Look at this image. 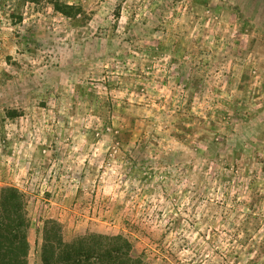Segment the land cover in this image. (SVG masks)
<instances>
[{
    "label": "rangeland",
    "instance_id": "1",
    "mask_svg": "<svg viewBox=\"0 0 264 264\" xmlns=\"http://www.w3.org/2000/svg\"><path fill=\"white\" fill-rule=\"evenodd\" d=\"M6 187L29 264L49 221L150 264H264V0H0Z\"/></svg>",
    "mask_w": 264,
    "mask_h": 264
},
{
    "label": "trees",
    "instance_id": "2",
    "mask_svg": "<svg viewBox=\"0 0 264 264\" xmlns=\"http://www.w3.org/2000/svg\"><path fill=\"white\" fill-rule=\"evenodd\" d=\"M53 9L67 18L78 12L77 7L59 2L53 4ZM14 114L8 113V116L13 118ZM219 147L220 142L215 141L210 154H219ZM29 228L23 193L13 187L0 189V264H29ZM257 246L253 243L252 249ZM132 250V243L123 235L93 234L66 243L61 225L49 221L44 228L40 256L42 264H150L143 257H134Z\"/></svg>",
    "mask_w": 264,
    "mask_h": 264
}]
</instances>
